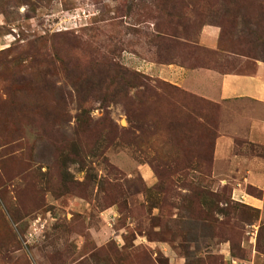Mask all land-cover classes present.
Returning a JSON list of instances; mask_svg holds the SVG:
<instances>
[{
  "label": "rangeland",
  "instance_id": "obj_1",
  "mask_svg": "<svg viewBox=\"0 0 264 264\" xmlns=\"http://www.w3.org/2000/svg\"><path fill=\"white\" fill-rule=\"evenodd\" d=\"M257 61L264 0H0V264H264V187L214 159L258 105L154 70Z\"/></svg>",
  "mask_w": 264,
  "mask_h": 264
},
{
  "label": "crops",
  "instance_id": "obj_2",
  "mask_svg": "<svg viewBox=\"0 0 264 264\" xmlns=\"http://www.w3.org/2000/svg\"><path fill=\"white\" fill-rule=\"evenodd\" d=\"M219 38L218 26L205 25L199 35V44L218 49ZM253 65L251 70L236 71H219L205 66L187 67L174 63L156 64L154 67L156 75L210 101L247 100L258 105L239 120L236 128L219 135L215 143L216 169L225 168L233 173L234 178L227 181L235 182L236 187L243 184L264 187V158L234 153L235 136L246 137L255 145L264 146V63L257 61Z\"/></svg>",
  "mask_w": 264,
  "mask_h": 264
},
{
  "label": "trees",
  "instance_id": "obj_3",
  "mask_svg": "<svg viewBox=\"0 0 264 264\" xmlns=\"http://www.w3.org/2000/svg\"><path fill=\"white\" fill-rule=\"evenodd\" d=\"M114 67H115V70H119V66L115 65Z\"/></svg>",
  "mask_w": 264,
  "mask_h": 264
}]
</instances>
